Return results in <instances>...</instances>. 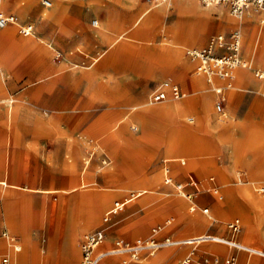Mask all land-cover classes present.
I'll return each mask as SVG.
<instances>
[{
    "label": "rangeland",
    "instance_id": "374dc122",
    "mask_svg": "<svg viewBox=\"0 0 264 264\" xmlns=\"http://www.w3.org/2000/svg\"><path fill=\"white\" fill-rule=\"evenodd\" d=\"M18 2L15 8H4L5 13L15 14L21 22L0 55L1 89L9 98H20L16 104L21 107L12 115L8 102L0 101V260L10 256L3 236L8 231L16 238L13 242L23 245L17 253L28 257L26 264H79L85 234L101 225L117 199L133 191L142 192L128 203L120 222L112 228L116 235L147 239L155 234L158 225L174 218L157 233L159 239L181 240L207 233L264 249V181L256 182L259 202L248 200L237 191L229 199L224 192L230 186H243L252 176L244 160L238 161L237 169H228L236 157L233 146L223 147L213 136L202 132L200 135L211 145L209 153L188 154L183 163L180 156L175 159L167 152L168 133L176 124L199 133L200 106L192 105L180 116H140L163 103L151 98L163 81L178 83L187 91L184 100H188L190 87L182 75H193L194 70L187 50L204 45L215 34L239 29L242 53L249 63V68L241 70L248 78L240 79L237 74L236 87L230 92L223 113L216 108L217 94L209 84L214 94L212 117L221 124L233 120L237 137L244 141L260 138L264 133V83L254 70L264 68V57L255 60L250 38L251 31L261 26L259 20L251 22L247 31L228 26L227 18L235 16L227 6H206L200 0H68L65 19L54 22L50 18L42 21L21 17L19 10L31 4L37 10L45 9L40 0ZM251 11L264 15L260 10ZM30 21L33 32L22 33L19 27ZM101 26L108 38L99 35ZM176 49L180 53L178 62L164 72L166 66L160 62L172 58ZM41 74L48 77L37 79ZM73 88L79 89L86 99L79 98L73 106H66L68 96H62V100L54 97L59 90ZM35 90L48 97H27ZM90 90L96 96L90 95ZM60 100L64 105H56ZM168 101L179 100L170 96L165 102ZM224 113L227 117L220 121ZM50 119L51 128L34 132L38 121ZM16 130L21 137L46 139L53 144L46 148L57 154L41 159L22 152L14 155L15 146L10 143ZM259 152L250 158L256 159V165H264V149ZM189 158L200 161L199 166L188 167ZM180 164L187 166L185 172L175 171ZM164 165H169L182 181L196 178L213 188L205 190L201 186L192 201L182 198L164 184V176H158ZM222 173L229 178L227 186ZM144 177L150 181L142 183L140 179ZM32 185L41 190L32 191ZM47 188L56 191H42ZM110 191L113 198L92 222L88 221L98 197ZM236 219L241 224L238 233L229 226ZM184 247L195 253H184ZM75 248L79 255H73ZM187 257H192L194 264H226L227 259H232L231 264H264L263 254L216 241L162 247L153 255L145 251L128 264H178Z\"/></svg>",
    "mask_w": 264,
    "mask_h": 264
},
{
    "label": "bare ground",
    "instance_id": "6f19581e",
    "mask_svg": "<svg viewBox=\"0 0 264 264\" xmlns=\"http://www.w3.org/2000/svg\"><path fill=\"white\" fill-rule=\"evenodd\" d=\"M67 1L68 0H48L47 5L43 4L41 2L42 5L45 7V9H43V10L42 9L37 10V9H35L34 4H31L30 6H28V8H25V9L23 8L24 10L23 9L19 10V13H20L21 17H23L25 19H28V17L30 16V17H33L36 19L38 18L42 21H45L47 18H50L54 22L55 21L60 22V21L64 20L66 17L65 12H66V8L68 5ZM17 3H19L18 0H12V1L11 0L10 1L0 0V13H5V11H4L5 7L6 8H8V7L15 8ZM31 13H34V15ZM7 14L14 15V19L11 22L6 23L4 25V27L2 29H0V55L2 54L3 49L6 47V45L10 41V39L13 37L14 30L16 29V27H18L20 25V22H21V21L20 22L18 21V17L15 14H13V13H7ZM256 20H259L261 26L258 28H254L251 31V37H250L251 42H252L251 50L255 55L254 56L255 60L260 61L264 57V15H256V14H253V12L251 10H249L246 18H243V16L241 18L229 17V18H227V23H228V26H238V27L242 28L244 31H247L250 29V23L253 21H256ZM31 21H33V20H31ZM31 21H30V23H28V25H23V26L19 27V30L24 34H26L25 33L26 31H27V33L31 34L33 32L32 30L34 27V25ZM98 23L99 22L97 21V24ZM99 35L102 38H108V32L106 31L104 26H101L100 31H99ZM255 41H256V43H255L256 48H254V42ZM179 58H180V53L176 49L174 51V56L172 58L169 57L167 59H164V61L160 62L161 65L166 66V68H164L162 70H164V72H165V71H168L167 68L168 69L173 68L174 65L178 62ZM190 65H192V67H193V70H194L193 73L194 74L189 75L188 74L189 72H187V73L185 72L182 75V79H184L186 81V83H188V86L190 87V94H191L190 98L186 101L184 99H182V100L174 101V102H169V101L165 102L166 100H164L161 105L148 108L146 110V112L142 113L140 116L143 118H146L148 116L155 117V118H159V117L161 118L164 116H180V115H185L186 112L188 111V109L192 105L200 106V111L197 115V118H198L197 130L199 133L193 132L190 128H188V126H186L184 124H181V123L176 124L175 126H173L170 129V131L168 133V140L166 142L167 152L169 154L174 155L175 159L178 158V156H180L181 157L180 159L182 160V162L184 161V163H185L184 156H187L188 154L200 155V154L209 153L208 151H210L211 145L200 135L202 132L208 133L209 135L213 136L223 147L226 145L233 146V148L236 152V157L233 161L231 160L228 169L229 170L234 169V168L237 169V167L240 166L239 165L240 163H238V161L240 162V161L244 160L245 164L249 168H251L252 176L249 177L248 181L245 182L243 186H240L237 189L233 188L231 186L224 189L226 196H228L229 199H232L233 196L235 195L236 191H237V192H240L243 196H245L248 200H251L253 202L261 201V198L258 195H256L255 192L257 191L256 182L260 181V180L264 181V165H260V163H259V165H256L257 163L254 164L253 161H256V159L251 160L250 157L257 154L260 150L264 149V133H263V135L260 136V138H254L253 140L248 138V140L246 139V141H244L243 139H240L239 137H237V135H236L237 126L233 120H230V121L223 123V124L215 123L213 121V117H212L213 109H214V94L212 92V87L209 85V83L207 82L205 77L198 73L196 63L191 61ZM238 74H240V79L248 78V75L245 73L244 70H239ZM158 75H160V74H158ZM158 75L155 77L159 78ZM43 77L46 78V77H48V75H46V74L42 75L41 74L40 76L37 77V79L38 78L43 79ZM32 78H34V77L32 76ZM163 82H161V83H163ZM58 92H59L60 96H62L61 94H63V96L65 95V97L68 96L66 104L72 105L73 102L75 101V97L77 95L78 90L73 88V89H70V91L69 90H64V91L59 90ZM89 93L93 97L96 96L95 93L91 90L89 91ZM17 97H19V96H17ZM84 99H86V98H82V96H81V100H84ZM196 100L198 102L200 101L199 104H196ZM0 101L1 102L2 101L8 102V103H6L7 104L6 106H8V112L12 115H13L14 110H20V108H21L19 104H16V102L20 101V98H9L5 92L0 91ZM219 115H221V114H219ZM226 117H227V114L224 113L223 115H221L219 120L225 121V119H223V118H226ZM189 118L191 121L194 120L193 117H189ZM38 122H39V128L46 130V129L51 128L53 121L50 119V120H43V121L41 120ZM117 127L118 126L116 125L111 130V132L114 131ZM15 133H17V130L15 131ZM222 153H224V152H222ZM246 157H248V159H245ZM189 160H188L189 161L188 167L199 166L198 163L200 161H198L197 159L189 158ZM182 162H181V164L183 165ZM263 162H264V160H263ZM242 163H243V161H242ZM181 164L179 167L176 168L175 171H180V172L186 171L187 166L185 167V166H182ZM136 166H138V165H136ZM68 167H69V165H68ZM157 174L161 178L162 176H164V171L159 170V173H157ZM222 176H224L225 185L226 186H227V184L229 185L230 181H228L229 178L227 177V175L225 173H222ZM114 177H116L117 179L120 178L119 175H115ZM140 181L142 183H147L148 181H150V178L144 177V178L140 179ZM7 185H8V182L6 183V186ZM30 189H32V191L38 190L37 187L33 186V185L30 187ZM143 189H147V188H143ZM261 189H264V186H262ZM50 191H52V190H50ZM214 191L219 192V189H215ZM141 192L139 191L138 195H140ZM113 196H114V193L111 191L105 192L102 195H100L98 197L97 203L94 204L90 209V212L88 215L89 216L88 221L92 222L93 219L96 217V215L101 211L102 207H105L110 202V200L113 198ZM222 198H223V196H222ZM145 199L146 198H144V200L142 199V201H145ZM223 206L224 205L222 204V206L220 207L221 210L224 208ZM190 209L192 210V208H190ZM203 220L207 221V219H203ZM14 237L12 235H10L9 238L7 236H5V241L7 242V245L9 247L7 249L10 250L9 254L11 256V261H12L11 264H26L28 261V257H26L24 254L19 256L20 254L17 253L18 251L22 250L23 245L21 246L18 242H12L11 239ZM208 237L221 238L223 236L215 235V234L200 233L198 235L191 236L188 238H184L181 240L175 239V241L179 242L178 244L183 243V244L196 245V244H199V243H202L205 241H212ZM236 242L243 244L244 246L248 247L249 249H251L252 251H254L258 254L264 255V249H262V248L256 247L254 245H249L248 243H243L240 241H236ZM16 246L17 247L20 246V250H16V248H15ZM72 252H73V255H79V253H80V251H78V249H76V248H75V250L73 249ZM183 252L184 253L189 252L190 254L195 253L194 249H188V247H184Z\"/></svg>",
    "mask_w": 264,
    "mask_h": 264
},
{
    "label": "built area",
    "instance_id": "2783aa9c",
    "mask_svg": "<svg viewBox=\"0 0 264 264\" xmlns=\"http://www.w3.org/2000/svg\"><path fill=\"white\" fill-rule=\"evenodd\" d=\"M206 6L225 5L230 13L241 18L249 10H260L264 12V0H200ZM43 4H48V0H41ZM14 15L0 13V29L6 23L11 22ZM97 24V21L95 22ZM26 34L27 31L25 32ZM189 59L196 63L198 73L205 77L207 82L213 85L217 94L216 108L218 112L223 113L225 105L229 99V94L236 87L237 74L241 69L249 68V63L242 53V33L239 29H234L229 33H220L211 36L208 41L199 47H191L187 50ZM256 77L264 83V68H256ZM187 91L178 83L172 81H164L161 83L152 94L153 102H162L170 96L177 100H182L187 97ZM184 163V161H183ZM213 180V179H212ZM164 184L170 186L177 194L185 199L192 201L195 191L201 190L204 186L205 190H210L213 186L207 185L206 182L191 178L188 181H182L173 174L172 168L169 165H164ZM210 183V182H209ZM139 192L133 191L128 195L117 199L111 210L106 213L99 227L85 234L81 241V260L79 264H109V260L116 257L119 260L116 264H128L132 260H137L148 251L153 255L162 247L177 246L179 242L171 237L159 239L156 235L167 224H171L174 218L165 221V224L158 225L150 238L126 239L112 233V228L120 222V215L125 211L128 203L138 196ZM192 211L195 210V204L192 205ZM208 209H204L206 212ZM234 233L241 231V224L238 219L230 223ZM3 236L9 238L10 234L4 232ZM14 237V236H13ZM15 238V237H14ZM12 238V242L16 238ZM212 241L226 243L231 247H236L240 250H247L256 253L237 243L235 240L225 237H208ZM20 250L19 247H15ZM194 254V253H192ZM218 261V259H216ZM11 257L5 255L1 259V264H11ZM232 259H227L226 264H231ZM178 264H194L192 257H187ZM203 264H209L204 261Z\"/></svg>",
    "mask_w": 264,
    "mask_h": 264
},
{
    "label": "crops",
    "instance_id": "0c3cea01",
    "mask_svg": "<svg viewBox=\"0 0 264 264\" xmlns=\"http://www.w3.org/2000/svg\"><path fill=\"white\" fill-rule=\"evenodd\" d=\"M4 85L6 86V88L8 89V90H10L11 88H9L8 87V82L6 81H4ZM78 90V92H77V95H76V97H75V101L73 102V104H72V106L75 104V103H77L78 102V100H79V98H81V96H82V98H86V96L85 95H80V90L79 89H77ZM0 91L1 92H3V90L1 89V86H0ZM10 91H12V90H10ZM43 91H41V90H35L32 94H31V92H30V95H27V97H31V98H33V97H35L36 95H38V96H42V97H48V96H46V94L44 93H42ZM10 93V92H9ZM24 93V92H23ZM63 93V92H62ZM29 94V93H28ZM58 94V95H57ZM55 96H54V94H50V96L52 97V96H54V97H56V100H57V98H60L61 97V100H62V96H63V94H61L62 96H60L59 95V92L57 93ZM11 95V94H10ZM79 95V96H78ZM24 96H26V95H24ZM59 96V97H58ZM60 100V101H61ZM64 105V102H60V103H57L56 105ZM66 106H68V105H66ZM71 106V107H72ZM38 123V122H37ZM38 129L37 128H34V132H36V131H38L39 129H40V133H41V131H43V129L42 128H39V123H38ZM34 134V133H33ZM13 143L11 144L10 143V145H13V146H15V148L13 149V153H14V155H16V153H20V152H22V153H27V154H29V155H32V156H37L38 157V159L40 158H43L42 156H44L45 158H46V156H55L56 154L54 153V149L52 150V149H48V148H46L47 146H52L51 145V143H49V141H47L46 139H42V138H36V137H21V135L20 134H18V130H17V133H15V137H14V139H13V141H12ZM60 143H55L54 145H59ZM61 145V144H60ZM52 153H54V154H52ZM11 156H12V154H11ZM8 157V156H7ZM9 158L10 157H8V159L7 160H9ZM9 167H10V162H8L7 163V166H6V170L8 169V177H9ZM30 172H31V169H30ZM40 190H41V188H39ZM38 189V190H39ZM50 190H52V191H50ZM42 191H45V192H54V191H56L54 188H47V189H42ZM4 231H7V230H4ZM8 232V231H7ZM9 233V232H8ZM10 234V233H9ZM114 234V233H113ZM116 235V234H115ZM118 236H121V235H118ZM123 237V236H122ZM4 238H5V236H4ZM125 238V237H124ZM127 239V238H126ZM131 240H133V239H131ZM5 243L7 244V242L5 241ZM1 261V260H0ZM116 262L117 261H115L114 259L111 261H109V264H116Z\"/></svg>",
    "mask_w": 264,
    "mask_h": 264
}]
</instances>
